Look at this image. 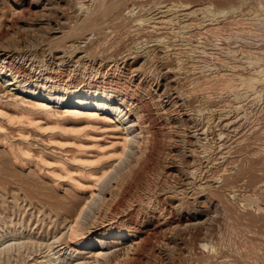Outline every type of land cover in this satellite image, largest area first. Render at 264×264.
Listing matches in <instances>:
<instances>
[{
	"label": "rangeland",
	"instance_id": "374dc122",
	"mask_svg": "<svg viewBox=\"0 0 264 264\" xmlns=\"http://www.w3.org/2000/svg\"><path fill=\"white\" fill-rule=\"evenodd\" d=\"M94 1L42 0L36 13L19 15L18 20L14 17L15 25L0 36V45L14 47L18 51L16 62L30 66L34 75L52 71L67 80L80 78L87 87L139 86L153 109L152 116H145L149 145H141L143 133L138 126L131 127L134 117L125 116L132 138L128 150L114 160L115 165L113 161L98 163L107 170L99 184L94 186L93 182L90 189H77L63 180L52 182L49 173L57 166L52 158L50 163H39L46 173L39 172L35 162L41 143L34 132L30 141L35 146L31 145L29 164L15 162L6 144L0 141V233H4L0 239V264L57 262L64 250L56 252L58 248L54 246L67 240L76 246L66 234L62 239L54 237L61 228L57 214H71L87 201L86 211L80 216L86 231L101 224L135 228L140 235L139 245L127 252L128 256L119 247H128L130 240L113 246L109 244L113 238H106L108 244L101 247L107 254L96 264H264V0ZM96 5L105 10L100 11ZM0 7L2 13H9L8 0H0ZM91 16L98 21L87 28L85 23ZM20 18L29 23H22ZM8 78L0 76V83L7 85ZM39 83L40 89H45V80ZM170 93L179 96L175 106L165 102ZM6 98L9 100L5 96L2 99ZM53 117L59 119L62 115ZM43 120L45 126L53 122ZM58 121L73 131H93L91 134L103 138L104 145L122 137L120 130L101 131L105 126L102 122H94V129L85 119ZM12 135H8L10 141L16 143L18 139ZM45 149L65 158L72 153L52 146ZM86 166L92 168L95 164ZM79 181L88 184L84 178ZM124 183L131 186L120 202L115 195L122 188L117 187ZM4 190L17 192L19 202ZM73 200L77 206L70 204ZM125 211L132 213L131 221L126 219ZM66 230L58 232V236ZM54 240L57 241L51 248L49 243ZM75 255L70 260H83L89 254ZM86 260L94 264L93 258Z\"/></svg>",
	"mask_w": 264,
	"mask_h": 264
},
{
	"label": "bare ground",
	"instance_id": "6f19581e",
	"mask_svg": "<svg viewBox=\"0 0 264 264\" xmlns=\"http://www.w3.org/2000/svg\"><path fill=\"white\" fill-rule=\"evenodd\" d=\"M94 1V0H93ZM103 3L102 0H98L96 2ZM105 1V0H103ZM108 1V0H107ZM88 2V1H87ZM95 2V1H94ZM8 3L10 5V10L8 14L2 13L1 7H0V36L7 34L9 29H12L15 25V18L18 17L19 15H25V14H34L38 10L41 9V3L42 0H8ZM46 3V2H45ZM97 4V3H96ZM108 4V3H107ZM45 6V5H44ZM97 6V5H96ZM99 6V8H98ZM97 9H103V7H100L102 5H98ZM108 6V5H107ZM110 6V5H109ZM108 6V7H109ZM87 7V6H85ZM177 7V6H176ZM40 8V9H39ZM44 8V7H43ZM51 8V6H50ZM89 8V7H88ZM105 8V7H104ZM57 9V8H56ZM87 9V8H86ZM108 9V8H106ZM159 9V8H158ZM105 10V9H103ZM109 10V9H108ZM99 11V12H100ZM169 11V10H168ZM109 12V11H108ZM160 12V11H159ZM48 13V12H47ZM101 13V12H100ZM103 13V12H102ZM110 13V12H109ZM106 14V12H105ZM45 15V14H44ZM63 15V14H62ZM102 15V14H101ZM99 15V16H101ZM156 15V14H155ZM26 16V15H25ZM31 16V15H30ZM39 16V15H38ZM65 16V14H64ZM105 17L103 14L102 17ZM111 16V13H110ZM164 16V15H163ZM166 16V15H165ZM172 16V15H171ZM28 17V16H27ZM46 17V16H45ZM92 17V16H91ZM90 20L86 21V26H92L94 27L96 25L95 21L97 20H92L94 17L91 18ZM96 17V16H95ZM118 17V16H116ZM79 18V17H78ZM19 18H17L18 20ZM44 18L40 19V22L43 21ZM46 19V18H45ZM89 19V18H88ZM102 19V18H101ZM22 23L28 24L29 22L23 18H20ZM19 20V21H20ZM66 20V19H65ZM82 20V19H81ZM85 21V19H83ZM113 20V19H112ZM27 21V22H26ZM102 21V20H101ZM106 21V20H104ZM103 21V23H104ZM62 22V21H61ZM120 22V21H119ZM39 23V22H38ZM64 23V22H62ZM102 23V22H101ZM102 23V24H103ZM109 24V22H107ZM112 23V22H111ZM123 23V22H122ZM154 23V22H153ZM165 23V22H164ZM20 24V23H19ZM107 24V25H108ZM124 24V23H123ZM122 24V26H123ZM126 24V23H125ZM63 25V24H62ZM100 25V24H99ZM97 25V26H99ZM104 25V24H103ZM19 26L22 27V24ZM30 26V25H29ZM32 26V25H31ZM74 26V25H73ZM77 26V25H76ZM112 26V25H110ZM158 26V25H157ZM70 27V26H69ZM82 27V26H81ZM100 27V26H99ZM103 27V26H102ZM108 27V26H107ZM129 27V26H128ZM37 28V27H36ZM88 28V27H87ZM105 28V27H104ZM163 28V27H162ZM24 29V28H23ZM26 29V28H25ZM24 29V30H25ZM78 29V28H77ZM81 29V28H80ZM85 29V28H84ZM99 29V28H98ZM102 29V28H101ZM109 29V28H108ZM113 29V26H112ZM29 30V29H28ZM54 30V29H53ZM66 30V29H65ZM72 30V29H70ZM86 30V29H85ZM93 30V29H92ZM96 30V29H95ZM153 30V29H152ZM73 31V30H72ZM84 31V30H83ZM90 31V30H89ZM111 31V30H110ZM136 31V30H135ZM53 32V31H52ZM66 32V31H64ZM71 32V31H70ZM85 32V31H84ZM186 32V31H185ZM12 33V32H11ZM72 33V32H71ZM83 33V32H82ZM82 33L80 34L81 36ZM95 33V31H94ZM108 33V32H107ZM64 34V33H63ZM74 34V32H73ZM84 34V33H83ZM88 34V33H86ZM109 34V33H108ZM107 34V35H108ZM112 34V33H111ZM79 35V37H80ZM104 35V33H103ZM72 36V35H71ZM110 36V35H109ZM121 36V35H120ZM131 36V35H130ZM2 37V36H1ZM103 37V36H101ZM7 38V37H6ZM133 38V37H132ZM123 39V38H122ZM7 40V39H6ZM160 40V39H159ZM173 40V39H172ZM21 41V40H20ZM119 41V40H118ZM126 41V40H124ZM147 41V40H146ZM177 41V40H176ZM8 42V41H7ZM11 42V41H10ZM6 43V42H5ZM160 44V43H159ZM190 44V43H189ZM181 45V44H180ZM10 46L7 45H0V76L1 77H9L7 85H4L3 83H0V141L3 142V144H6V147H8L9 151L12 155V157L15 159V162H18L19 164L24 165L25 163L30 162V154L31 151L33 150L31 145L32 141H30V138L33 134L35 133V137H32V139H36L38 142L43 144L44 147H40L39 145V152L36 153L38 154V159L35 162V166L41 171V167L39 165L40 162L44 163H50L49 159H53L54 163L56 162L57 166L53 170H50L49 173V178H52V182L55 184H58L60 180L66 181L67 183H70L71 186L81 189V188H89L91 187V183H95L94 186H96V183L99 184V180L107 173V170L104 168L106 167L104 161L107 163V161H113L115 165L116 159H120L122 154L128 150V144L129 141L132 139L130 138L131 130L130 128L133 126H138L140 128V132L143 133L142 135V140L144 143L141 141V145L148 144L150 139H149V131L147 129V124H146V119L145 116L149 115L152 116L153 114V109L149 107L148 101L145 99V93L140 90V87L137 86L135 89H131L130 87H125L121 85L117 86H109L105 88H100V87H87L85 83H83L80 78L77 79H72V80H67L63 77L58 76L56 73L52 71H43L40 72L37 75H34L32 72V69L30 66L23 65L22 63H17L15 54L18 53L16 49L9 48ZM34 47V46H33ZM192 47V46H191ZM111 48V47H109ZM119 48V47H118ZM140 48V47H139ZM38 49V48H37ZM36 49V50H37ZM130 49V48H129ZM19 50V49H18ZM28 50V49H27ZM33 50V48H32ZM171 50V49H170ZM22 52V51H21ZM131 52V51H130ZM179 52V51H177ZM181 52V51H180ZM179 52V53H180ZM24 53V52H23ZM87 53V52H86ZM133 53V52H132ZM156 53V52H155ZM168 53V52H167ZM182 53V52H181ZM88 54V53H87ZM107 54V53H106ZM154 54V53H153ZM19 55V54H18ZM135 55V54H134ZM137 55V54H136ZM150 55V54H149ZM157 55V54H156ZM164 55V54H163ZM21 56V55H20ZM35 56V55H34ZM63 56V55H62ZM83 56V55H82ZM85 56V55H84ZM117 56V55H116ZM132 56V55H131ZM154 56V55H153ZM120 57V56H119ZM133 57V56H132ZM152 57V56H151ZM157 57V56H156ZM161 57V56H160ZM167 57V56H166ZM32 58V57H31ZM106 58V57H105ZM104 58V60H105ZM112 58V57H111ZM124 58V57H123ZM128 58V57H127ZM126 58V59H127ZM135 58V57H134ZM137 58V57H136ZM168 58V57H167ZM29 59V58H28ZM103 59V57H102ZM25 60V58H24ZM112 60V59H111ZM124 60V59H123ZM122 60V61H123ZM155 60V59H153ZM44 61V60H43ZM127 61V60H126ZM125 61V62H126ZM152 61V60H151ZM178 61V60H177ZM129 62V61H128ZM153 62V61H152ZM148 63V62H147ZM188 63V62H187ZM155 64V63H154ZM157 64V63H156ZM102 65V64H101ZM188 66V65H187ZM186 67V66H185ZM174 68V67H173ZM172 68V70H173ZM194 68V67H193ZM132 69V68H131ZM136 72L139 71V68H134ZM185 70V68H184ZM188 70V69H187ZM133 71V70H132ZM192 71V70H191ZM134 72V71H133ZM171 72V71H170ZM187 72V71H186ZM198 76V75H197ZM223 76V75H222ZM160 77V76H159ZM186 77V76H185ZM189 77V76H188ZM223 78V77H222ZM252 78V77H251ZM190 79V78H189ZM45 80L46 85L45 89L39 87L40 83L39 81ZM202 80V79H201ZM204 80V79H203ZM209 80V79H208ZM210 81V80H209ZM249 81V80H248ZM129 82V81H128ZM197 82V81H196ZM203 82V81H202ZM225 82V81H224ZM50 83V85H48ZM194 83V82H193ZM199 83V82H198ZM212 83V82H211ZM209 84V83H208ZM35 85L36 89H33ZM229 85V84H228ZM169 86V85H168ZM211 87V86H209ZM167 88V87H166ZM182 88V87H181ZM193 88V87H192ZM195 88V87H194ZM149 89V88H148ZM198 89V88H196ZM195 89V90H196ZM166 90V89H165ZM201 90V89H199ZM178 91V90H177ZM187 91V90H186ZM184 92V91H183ZM188 92V91H187ZM191 92V91H190ZM189 92V93H190ZM165 93V92H164ZM200 93V92H199ZM161 94V93H159ZM186 94V93H185ZM192 94V93H190ZM187 95V94H186ZM197 95V94H196ZM2 96V97H1ZM3 96L8 97L9 100L2 99ZM198 96V95H197ZM168 100L167 102L169 105L170 103L175 106L177 104L176 98H178V94L175 93H170L167 95ZM181 97V96H180ZM184 97V96H183ZM191 97V95H190ZM195 97V96H194ZM160 98V97H159ZM152 99V98H151ZM161 99V98H160ZM159 99V100H160ZM197 99V98H196ZM146 101V102H145ZM155 102V100H154ZM22 104H27V107L30 106L31 109L27 107H22ZM29 104V106H28ZM165 104V103H164ZM113 105V106H112ZM154 105V104H153ZM156 105V104H155ZM26 106V105H25ZM227 106V105H226ZM225 106V107H226ZM179 107V105H178ZM189 107V106H188ZM238 107V106H237ZM155 108V107H154ZM175 109V108H174ZM10 110L15 111L10 112ZM160 110V109H159ZM170 110V109H169ZM147 113H146V112ZM164 111V110H163ZM224 111V110H223ZM174 112V111H173ZM60 113L62 115L61 118H66L68 119H74V120H80V119H85L88 121V126L94 128L96 125L94 122H102L105 124L103 126V130L100 129L101 131H104V128L106 129V132H111L114 130H117L119 132L122 131V137L121 139L117 140H112L110 141L109 144L104 145V142L101 143L100 136L97 137L94 134H91L89 131H84V132H79V131H73L67 127H64L62 124L59 123V119L61 118H54L55 114ZM146 113V114H145ZM158 113V112H156ZM170 114V113H169ZM130 117L133 116V123L131 124V127L127 126V123L123 119L125 116ZM168 115V114H167ZM154 116V115H153ZM237 116V115H236ZM127 117V118H128ZM169 117V116H168ZM220 117V116H219ZM218 117V118H219ZM154 118V117H152ZM235 118V116H234ZM233 118V119H234ZM43 119H50L53 120L51 125H44V120ZM58 119V120H57ZM151 119V118H150ZM153 120V119H151ZM158 121V120H157ZM220 121V120H219ZM235 121V120H234ZM50 122V121H48ZM111 122H113V126L111 125ZM160 122V121H159ZM198 122V121H197ZM46 123V121H45ZM129 123V122H128ZM129 125V124H128ZM130 126V125H129ZM224 127V126H223ZM91 128V129H92ZM149 128V127H148ZM95 129V128H94ZM136 129V128H135ZM9 130V132H6ZM196 130V129H195ZM104 131V133H105ZM3 132V134H1ZM100 132V131H99ZM116 132V131H115ZM147 132H149L147 134ZM154 132V131H153ZM223 132V131H222ZM230 132V131H228ZM15 136V139H18L17 142H11V136H8L10 134ZM103 133V132H102ZM201 133V132H199ZM237 134V133H236ZM105 135V134H104ZM111 135V134H110ZM114 135V134H113ZM235 135V134H234ZM106 137V136H105ZM230 137V136H229ZM108 138V137H107ZM106 138V139H107ZM39 139V140H38ZM105 139V138H104ZM130 139V140H129ZM152 139V138H151ZM154 140V139H153ZM13 141V139H12ZM105 141V140H104ZM224 141V140H223ZM154 142V141H152ZM36 143V142H35ZM157 143V142H156ZM140 145V146H141ZM149 145V144H148ZM5 146V145H4ZM38 146V145H37ZM47 146H52L54 148H60L63 151H66L65 153L72 151V153L68 154V156L65 157H59L57 154L51 151H47L45 147ZM130 146V145H129ZM152 146V145H151ZM227 147V146H226ZM37 148V147H36ZM138 148V147H137ZM145 148V147H144ZM153 148V147H152ZM151 148V149H152ZM51 149V148H50ZM140 149V148H139ZM216 149V148H215ZM153 150V149H152ZM180 150V149H179ZM198 150V149H197ZM214 150V149H213ZM145 151V150H144ZM151 151V150H150ZM191 151V150H190ZM140 152V151H139ZM63 153V152H62ZM144 153V152H143ZM192 153V151H191ZM201 153V152H200ZM222 153V152H221ZM23 156L20 157V155ZM134 154V153H133ZM136 154V153H135ZM145 154V153H144ZM142 154V155H144ZM223 154V153H222ZM221 154V155H222ZM61 155H64L61 154ZM153 155V154H152ZM196 155V154H195ZM141 156V155H140ZM207 156V155H206ZM32 157V156H31ZM37 157V156H36ZM136 157L137 154H136ZM146 157V156H145ZM144 157V158H145ZM65 158V159H64ZM33 159V158H31ZM135 159V158H134ZM200 159V158H199ZM11 160H13L11 158ZM28 160V161H27ZM142 160V159H141ZM33 161V160H32ZM35 161V159H34ZM96 161V162H95ZM138 161V160H137ZM143 161V160H142ZM141 161V162H142ZM202 161V160H201ZM52 162V161H51ZM103 162V163H102ZM118 162V161H117ZM133 162V161H132ZM140 162V160H139ZM138 162V163H139ZM24 163V164H23ZM41 163V164H42ZM46 163L44 166H46ZM97 163V164H96ZM98 163H102L101 165H98ZM109 163V162H108ZM135 163V162H134ZM133 163V164H134ZM147 163V162H146ZM145 163V164H146ZM195 163V162H194ZM15 164V163H14ZM29 164V163H28ZM88 164L89 166H86ZM95 164V166H92V168H85L90 167V165ZM113 164V163H112ZM111 164V165H112ZM144 164V165H145ZM38 165V166H37ZM49 164H47L48 166ZM53 165V164H52ZM77 166V167H72ZM108 165V164H107ZM111 165H108L111 167ZM137 165V163H135ZM141 165V164H138ZM148 165V163H147ZM202 165V164H201ZM105 166V167H104ZM107 166V167H108ZM43 167V166H42ZM49 168L52 169L51 166H48ZM114 166H112L113 168ZM135 167V166H134ZM133 167V169H134ZM140 167V166H139ZM143 167V166H142ZM141 167V168H142ZM198 167V166H197ZM201 167H199L200 169ZM58 170V171H57ZM203 170V169H202ZM43 171V170H42ZM41 171V172H42ZM40 172V173H41ZM45 172V171H43ZM42 172V173H43ZM133 172V171H132ZM37 173V171H36ZM46 173V172H45ZM48 173V172H47ZM193 173V172H192ZM39 174V173H37ZM136 174V173H135ZM130 175V174H129ZM137 175V174H136ZM135 175V177H137ZM140 175V174H139ZM188 175V174H187ZM44 177V176H43ZM129 177V176H128ZM197 177V176H196ZM79 178H84L88 181V184L85 186L82 182L79 181ZM103 179V178H102ZM126 179V178H124ZM132 179V178H131ZM130 179V180H131ZM83 180V179H82ZM133 180V179H132ZM125 181V180H124ZM128 181V180H127ZM34 182V181H33ZM61 182V181H60ZM35 183V182H34ZM86 183V182H84ZM130 183V182H126ZM124 183V184H126ZM193 183V181H192ZM120 184V183H119ZM131 184V183H130ZM130 184L126 185H121L120 187L118 186L117 188H121L117 190L116 197L115 199L121 200L122 197L124 196V193L126 190H128ZM36 185V184H35ZM137 185V184H136ZM6 186V185H5ZM4 188H7L5 187ZM13 186V185H12ZM169 186V185H168ZM2 187V186H1ZM16 187V186H15ZM27 189V185L25 186ZM30 187V186H29ZM116 187V185H115ZM19 188V187H18ZM33 188L32 186L30 187ZM95 188V187H92ZM116 188V189H117ZM179 188V187H178ZM3 188H1L2 190ZM22 189V188H21ZM88 189V191H89ZM113 189V188H112ZM115 189V188H114ZM113 189V190H114ZM17 190V189H16ZM25 190V189H24ZM84 190V189H83ZM110 190V188H109ZM132 190V189H131ZM166 190V189H165ZM6 190H4L5 192ZM22 191V190H19ZM18 191V192H19ZM29 191V190H28ZM27 191V192H28ZM32 191V190H31ZM119 191V192H118ZM168 191V189H167ZM170 191V190H169ZM3 192V191H2ZM34 192V191H33ZM109 192V191H108ZM184 192V191H183ZM5 193H9V196L13 197L12 200L19 198L17 195V192L15 193L14 190H7ZM21 193V192H20ZM26 193V192H25ZM30 193V192H28ZM27 193V196L29 195ZM114 193V194H115ZM132 193V192H131ZM165 193V192H164ZM6 194V195H7ZM32 194V193H31ZM30 194V195H31ZM1 195V194H0ZM34 195V194H33ZM91 197L94 196V190L91 189ZM129 195V194H128ZM138 195V194H137ZM146 195V194H145ZM153 195V194H152ZM3 196V194L1 195ZM8 196V197H9ZM26 196V197H27ZM32 196V195H31ZM35 196V195H34ZM69 196V195H68ZM71 196V195H70ZM74 196V194H72ZM88 196V195H87ZM110 196H112L110 194ZM6 196H4L5 198ZM21 197V196H20ZM51 197V196H50ZM103 197V196H102ZM129 197V196H128ZM149 197V196H148ZM182 197V196H181ZM3 198V199H4ZM22 198V197H21ZM34 198V197H32ZM36 198V197H35ZM34 198V199H35ZM66 198V197H65ZM75 198V197H74ZM84 198V197H83ZM111 198V197H109ZM153 198V197H152ZM20 199V198H19ZM23 199V198H22ZM28 199V198H26ZM26 199H24L26 201ZM30 199V198H29ZM39 199V198H38ZM46 199V198H44ZM49 199V198H48ZM59 199V198H58ZM67 199V198H66ZM69 199V198H68ZM89 199V198H88ZM103 199V198H101ZM154 199V198H153ZM41 200V198H40ZM51 200V199H50ZM65 200V199H64ZM72 200V199H70ZM76 200V199H75ZM75 200L70 204L74 205ZM83 200V199H82ZM113 200V199H112ZM111 200V201H112ZM116 200V201H117ZM128 200V199H127ZM5 201V200H3ZM36 201V200H35ZM43 201V200H42ZM41 201V202H42ZM46 201V200H45ZM53 201V200H52ZM66 201V200H65ZM87 201V199H86ZM103 201V200H102ZM106 200H104L105 202ZM123 201V200H122ZM131 201V200H130ZM19 202V201H18ZM40 202V203H41ZM44 202V201H43ZM42 202V203H43ZM67 202V201H66ZM77 202V201H76ZM103 202V203H104ZM121 202V201H120ZM119 202V203H120ZM17 203V202H16ZM63 203V202H62ZM83 203V202H82ZM80 204L77 206V209L75 212L71 214H66V215H60L57 214L58 216V223L61 225V228L58 232H60L63 229H67L66 233L63 231L60 236H58V232L55 234V238L57 240L59 238L62 239V236L66 234L70 240H72L76 246L70 244V242L63 241L61 242L60 245L54 246V248H58L56 252H61L64 250V252L60 255L57 262H52L49 261L48 264H71L73 261L76 263L73 264H91L92 262L90 260H86L87 258H93L94 264L96 263H101L100 259L105 258L106 252H103V248L101 245L108 244L106 242V238H113L112 241H109V244H112L113 246L115 245H122L125 244L126 240H130L131 242L129 243L128 247L125 248V246H120L119 250H123V254L126 256L131 249L136 247V245H139L140 240L138 239L140 236L139 231L136 230L135 228H126V227H107L103 225H94L91 228H89L87 231L85 228L82 226L83 224L80 221V216H83L84 214L82 213L83 210L85 209L86 211V203ZM90 203V202H89ZM46 204V203H45ZM48 204V203H47ZM64 204V203H63ZM69 204V205H70ZM118 204V202H117ZM123 204V203H122ZM134 204V203H133ZM36 205V204H35ZM44 205V204H42ZM54 205V202H53ZM115 205V204H114ZM142 205V203H141ZM22 206V205H21ZM45 206V205H44ZM56 206V205H54ZM64 206V205H63ZM68 206V205H67ZM109 206V205H108ZM107 206V207H108ZM116 206V205H115ZM126 206V205H125ZM131 207V205H129ZM24 207V206H23ZM29 207V206H28ZM32 207V206H30ZM48 207V206H47ZM57 207V206H56ZM60 207V206H59ZM65 207V206H64ZM110 207V206H109ZM108 207V208H109ZM128 207V206H127ZM45 208V207H44ZM53 208V206L51 207ZM74 209L73 207H71ZM88 208V207H87ZM101 208V207H100ZM116 208V207H115ZM140 208V207H139ZM36 209V208H35ZM41 209V208H40ZM69 209V208H67ZM107 209V208H106ZM110 209V208H109ZM43 210V209H42ZM41 210V211H42ZM47 209H44V211ZM63 210V209H62ZM104 210V209H103ZM111 210V209H110ZM109 210V211H110ZM100 212L102 210H99ZM117 211V210H116ZM127 211V210H126ZM125 211V212H126ZM65 212V211H64ZM25 213V212H24ZM43 213V212H42ZM66 213V212H65ZM83 214V215H81ZM126 219L129 221L132 220V213L130 211L125 213ZM47 215V214H46ZM51 215V214H50ZM100 215V214H99ZM98 215V216H99ZM107 215V214H106ZM138 215V214H137ZM55 216V218L57 217ZM149 216V215H148ZM47 217V216H46ZM139 217V216H138ZM23 218V216H22ZM34 218V217H33ZM54 218V219H55ZM102 218V217H101ZM104 218V217H103ZM24 219V218H23ZM32 219V218H31ZM37 219V218H36ZM125 219V220H126ZM43 220V219H42ZM50 220V219H48ZM94 220V219H92ZM99 220V219H98ZM24 221V220H23ZM21 221V222H23ZM105 221V220H104ZM103 221V222H104ZM39 222V221H38ZM45 222V221H44ZM55 222V220H53ZM90 223V222H89ZM88 223V224H89ZM92 223V222H91ZM5 224V223H4ZM23 224V223H22ZM45 224V223H43ZM54 224V225H55ZM86 224V223H84ZM94 224V222H93ZM12 225V224H11ZM42 225V224H41ZM90 225V224H89ZM30 226V225H29ZM37 226V225H36ZM85 226V225H84ZM99 226V227H98ZM24 227V226H23ZM50 227V225H49ZM98 227V228H97ZM95 228L97 229L96 231L98 232L97 234L94 235ZM1 229V228H0ZM33 229V228H32ZM50 229V228H49ZM56 230V229H55ZM37 231V230H36ZM6 232V231H5ZM15 232V231H14ZM7 233V232H6ZM50 233V232H49ZM4 234V233H3ZM3 234L0 233V239L3 238ZM45 234V233H44ZM145 234V233H144ZM33 236V235H32ZM49 236V235H48ZM47 236V238H48ZM14 238V237H13ZM28 238V237H27ZM46 238V239H47ZM5 239V238H4ZM20 239V238H19ZM60 239V241H61ZM65 238H63L64 240ZM67 239V238H66ZM3 240V239H2ZM34 240V239H33ZM57 240H54L52 243L50 241V245H53ZM31 241V239H30ZM145 241V240H143ZM141 241V242H143ZM22 242V241H21ZM20 242V243H21ZM24 242V241H23ZM10 243V242H9ZM16 243V242H15ZM26 243V242H25ZM31 243V242H29ZM28 243V244H29ZM13 244V242H12ZM11 244V245H12ZM24 244V243H22ZM34 244V242H33ZM65 244V246H63ZM143 244V243H142ZM15 245V244H14ZM13 245V246H14ZM25 245V244H24ZM37 245V244H36ZM7 246V245H6ZM23 246V245H22ZM32 246V245H31ZM10 247V246H9ZM24 247V246H23ZM26 247V246H25ZM33 247V246H32ZM106 247V246H105ZM7 248V247H6ZM11 248V247H10ZM15 248V247H14ZM28 248V247H27ZM34 248V247H33ZM32 248V249H33ZM52 248V246H51ZM81 248L82 249L81 251ZM71 249V251H69ZM106 249V248H105ZM135 249V248H134ZM34 250V249H33ZM116 250V249H115ZM118 250V248H117ZM137 250V249H136ZM20 251V250H19ZM11 252V251H10ZM18 252V251H17ZM40 252V251H39ZM51 252V251H50ZM75 252L81 253L86 256H81L83 257V260H77L78 258H74L70 260L73 256L75 255ZM114 252V251H112ZM22 253V252H21ZM29 253V250H28ZM117 253V252H116ZM34 254V253H33ZM22 255V254H21ZM109 255V254H108ZM114 255V254H113ZM25 256V255H24ZM29 256V255H28ZM118 256V255H117ZM128 256V255H127ZM5 257V256H4ZM49 257V256H48ZM114 257H116L114 255ZM118 258V257H117ZM15 259V258H14ZM23 259V258H22ZM29 260V259H28ZM42 260V258H41ZM18 261V260H17ZM48 261V260H47ZM91 263H90V262ZM104 261V260H103ZM118 262V261H117ZM4 263V262H3ZM17 263V262H16ZM35 263V262H34ZM41 263L43 264L44 261ZM116 263V262H115ZM33 264V263H32ZM103 264V262H102Z\"/></svg>",
	"mask_w": 264,
	"mask_h": 264
}]
</instances>
